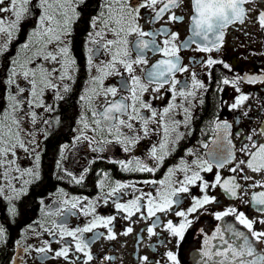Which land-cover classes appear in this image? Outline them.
<instances>
[{"label":"flooded vegetation","instance_id":"1","mask_svg":"<svg viewBox=\"0 0 264 264\" xmlns=\"http://www.w3.org/2000/svg\"><path fill=\"white\" fill-rule=\"evenodd\" d=\"M132 2L138 4L140 0H132ZM105 3L106 0H84L83 3L75 5L79 15L71 24V34L65 37L70 42L71 55L76 61L71 73L72 79L63 82L58 78L54 79L59 85V95L62 98H57L56 89L45 91L43 102L50 106L51 110L46 107L35 108L37 113L35 124L30 117L22 120L24 130L22 134L25 141L32 139L27 135L32 133L35 142L27 145L29 148L27 153L17 149L15 158L11 155L7 157L9 161L15 159V165L0 167V189L3 190L0 194V228L3 229V236L0 237V264H173L167 255L169 252L176 256L178 264H216L220 257L213 256L208 260L203 256V252L206 249L205 239H210L218 228L223 232L225 226L231 224L250 236L234 215L217 220V213L235 208L238 212H243L249 220L257 221L254 230L264 231V223H260L264 220V215L257 211L256 206L251 202L252 194L264 191V188L249 187L255 181L264 179V173L252 172L244 165L240 166L244 169L242 173L229 171L239 160L248 158L239 151L242 143H249L245 139L246 136L252 135L254 141L264 143V135L254 134V130L255 133H259L264 129V83H248L246 80H241L238 83L239 92L231 83L228 85L222 83L225 78L232 81L246 75H264V31H261L259 23L256 22L257 13L260 9H264V3L261 0H254L246 4V9L253 10L248 12L249 19L244 24L234 23L225 28L219 50L209 45L210 51L199 50L198 44L202 43L199 40L196 43H187L185 46L192 35L190 0H183L179 7L166 12L155 23L151 22L154 16L152 9L141 10L139 23L144 31L166 28L169 33L178 34L174 44L179 48V64L187 71L175 73V79L181 81L176 87L177 93L180 90H190L182 89V85L185 82L189 86L192 84L193 73L196 74V79L204 84L203 89H196L195 97L189 96L185 99L177 95L174 101L172 92L169 91L170 84H164L158 93L152 90L157 85L152 84L143 94V99L158 112H162L170 103H175L176 107L166 119L170 128L172 121L180 122L176 131L181 134V138L175 141L176 134H172L175 143L170 145V153L159 166L148 158L151 146L158 145L162 139V128L157 124L149 126L154 131L136 144L130 152H125L122 145L116 143L107 133L103 138L112 140V143L100 144L103 151H93L96 144L90 145L88 140L83 139V136H95L97 141L102 139L91 130L95 127L92 124L91 112L87 103L80 98L91 88L97 87L92 83V78L98 75L97 67L103 66V63L110 59L106 50L90 43V35L102 27L97 23L94 28L92 20L104 12ZM35 4L37 7L36 1ZM161 6L158 3L156 8L159 9ZM173 12L177 16H182L183 20H170L169 17ZM35 17L36 20L39 18V12ZM32 30L33 28H30L29 33ZM114 38L111 33H107L106 39ZM136 39L135 35L129 37V49L133 59L136 58L137 53L132 50V42ZM165 39L171 40V36H156L160 47L164 46ZM24 40L21 41L20 46H23L28 38ZM89 47L93 48L95 53L91 66L88 64ZM145 57L148 63L134 65L132 73L140 76L142 80L145 72L151 70L153 64L164 58L162 53H154L150 50L146 51ZM209 58L223 63L209 67L207 64ZM225 63L229 68L223 66ZM0 66L3 68L0 72V114H2L8 108L7 79L10 65L8 58H4L1 54ZM117 67L120 75L108 76L104 80L105 88L118 86L123 79H129L130 74L123 67L119 65ZM143 82L147 83L146 80ZM17 84L27 88V83L22 77H19ZM65 84L69 87L67 92L63 90ZM15 91L16 89L13 92ZM242 94L249 98L239 107L232 108L231 105ZM24 95L27 97L29 93L26 91ZM121 95L128 93L118 91L116 97L109 96L107 99H119ZM105 103L103 96L93 100V105L99 110H102ZM184 109H188L187 113ZM28 112L29 109L25 106V113ZM144 113L150 115L147 110H144ZM82 116L87 119L90 128H84L81 122ZM225 121L231 125L227 137L231 140L235 156L231 163L223 168H218L213 163L212 171H201L200 175L203 179L194 185H189L188 192L178 193L177 197H173L179 202L174 203L168 211L156 212L154 216L148 215L146 198L141 201L143 206L140 211L132 209L131 217L127 211L116 207L117 203L129 204L149 192L155 196L160 187L158 182L166 178L169 169H176L171 179L174 187H180L179 182L183 180L185 173L179 169L185 164L195 169L194 161L205 159L211 161L212 157L209 153L217 150L218 145L220 150L227 151V142L218 139L224 133L222 131L218 133L216 129L217 123ZM124 131L128 130L124 129ZM37 155H39L38 162L35 159ZM133 157L144 159L150 167H157V170L149 173L122 169L119 162H127ZM16 167H19L20 171H16ZM27 169L38 172V178L25 174ZM217 173L221 177V182L231 176L237 177V182L243 187L237 189L235 197L215 183ZM244 175L252 179L245 181L242 178ZM77 180L79 183L76 182ZM145 181L156 183H145ZM205 182L209 186L202 191ZM117 183L127 184L129 187L120 189L115 195H108ZM204 195L214 197L215 200L188 215L187 219L191 224L184 231L182 239L173 235L167 228L168 222L171 221L174 226H178L184 221V217L175 213L186 212L192 206L194 199H202ZM74 197L78 198L80 203L76 208L70 209V205H65L63 202ZM93 207L94 213L84 214V210L90 211ZM60 209H70V211L65 210L63 215H58ZM95 216L114 219L108 227L101 225L83 234V239L89 245L86 251L93 257L87 260L84 252L75 250L76 241L67 235L62 237L53 222L63 223L68 230H73L84 227ZM150 227L153 230L151 235L147 230ZM109 228L115 239L107 238ZM129 228L131 232H127ZM224 238L230 242L233 239L227 232H224ZM65 247L69 249L67 257L57 256L56 253ZM211 247L213 251L218 247L222 249L219 237L211 240ZM41 248L46 251L39 252L38 249Z\"/></svg>","mask_w":264,"mask_h":264},{"label":"snow or ice","instance_id":"2","mask_svg":"<svg viewBox=\"0 0 264 264\" xmlns=\"http://www.w3.org/2000/svg\"><path fill=\"white\" fill-rule=\"evenodd\" d=\"M83 2L84 0H39L40 7L43 9V13L39 17V26L31 32L28 41L21 49L22 51L30 52V55H26L23 60L18 57L12 61L11 72L7 79L9 86L7 96L8 108L0 114V167L15 165V159L9 161L7 157L11 155L15 158L17 149H22L27 153L29 151L27 145L35 142L32 133H27L32 139L27 142L25 141L22 134L24 130L20 117L29 115L32 123L35 124L37 116L35 108L46 107L49 111L51 110V107L45 105L43 102L46 90L56 89L57 98H62L59 95V85L54 83V79L58 78L61 82L72 79L71 73L75 68L76 61L71 55L70 42L65 37L71 34V24L79 15L75 5ZM252 2L254 0H190L192 9L190 31L192 35L185 46H187V43H196L199 40L202 42L198 44L199 50L210 51L211 48L219 50L223 41L224 29L234 23L244 24L249 19L248 12L253 11L246 9L245 5ZM261 2L264 3V0H261ZM30 3L31 0H8V6L5 7V0H0V13L9 12L13 17L8 21L0 17V33H6L11 37L18 30L20 22L29 12L28 5ZM158 3L162 5L159 9L156 8ZM182 3L183 0H140L138 4H134L132 0H106L104 12L92 20L94 28L97 23H100L102 27L90 35V43L98 45L99 49L106 50V53L110 55V59L103 63V66L97 67L98 75L92 78L93 85L97 87L91 88L88 93L80 98L87 103L91 112L92 124L95 125L91 130L102 137L100 141H97L95 136H83V139L88 140L90 145L96 144L93 151H103L100 144L112 143V140L103 138L104 134L107 133L113 137L116 143L122 145L125 152H130L136 144L142 139L147 138L154 131L149 126L157 124L162 128V139L158 145L154 144L151 146L148 158L155 161L156 165L159 166L170 153V145L181 138V134L176 131L180 122L172 121V127L170 128L166 119L168 114L176 107L175 103H170L167 107L163 108L162 112H158L153 109L149 102L143 99V94L148 91L149 86L152 84L157 85L152 89L157 93L164 84H170L169 91L172 92L174 101L177 95L185 99L189 96L195 97L196 89H203L204 84L197 80L196 74L193 73L192 84L189 86L185 82L182 85V89L190 90H180L177 93L176 87L178 84H181V81L175 79V73L187 71L186 68L181 67L179 64V48L174 44L178 34L169 33L166 28L144 31L139 20L142 9H152L154 16L151 18V22L155 23L166 12L179 7ZM169 19L172 21H182L183 17L177 16L173 12ZM256 22L259 23L261 31H264V9L258 11ZM107 33H111L115 38L106 39ZM134 35L137 37L132 42V50L137 53L135 59L132 58L129 49V37ZM157 35H170L171 40L165 39L163 41L164 46L160 47L156 41ZM145 37H150L151 39H144ZM209 45H211V48ZM6 50L7 43L3 47H0V53ZM149 50L154 53H162L164 58L153 64L151 70L145 72L142 80L140 76L132 75V73L134 72V65H146L148 63L145 53ZM88 53V64L91 66L93 55L95 54L94 49L89 47ZM216 63H223V61H216L211 58L207 61L209 67ZM47 65L52 66L49 67ZM118 65L130 74V82L129 79H123L118 86H108L105 88L103 84L108 76L114 74L120 75ZM223 66L229 68V65L226 63ZM17 77H22L26 81L27 88L21 87L16 83ZM145 80L147 83L143 82ZM241 80H246L248 83H264V75H246L243 78L237 77L232 81L225 78L222 83L224 85L231 83L239 92L238 83ZM12 86H15V92L10 90ZM63 90L64 92L69 91L67 84L64 85ZM26 91L29 93L27 97L24 95ZM118 91L122 93L127 92L128 95H121L119 99H107L109 96L116 97ZM99 96H103L106 101L102 110L93 105L94 98ZM248 98L247 95H239L231 107L234 109L239 107ZM25 106L29 109L28 113H25ZM144 110H147L150 115H146ZM184 111L187 113L188 109H184ZM18 113L20 114L19 116L17 115ZM81 122L85 129L90 128L85 117H81ZM230 127L231 125L227 121L216 124L218 133L221 131L224 133L218 139L227 142V151L220 150L218 145L217 150L209 153L212 157L211 161L205 159L193 162L195 169L198 170L185 164L183 168L179 169L185 173L183 180L179 182L180 187H174L171 179L176 169H169L166 178L158 182L160 187L157 189L155 196L149 192L142 194L129 204L117 203L116 207L127 211L129 217H131L133 215L132 209L140 211L143 206L141 201L146 198L148 215L154 216L156 212L168 211L174 203L179 202L178 199L174 200L173 197H177L178 193L188 192L189 185H194L197 181L203 179L200 175L201 171H212L213 163L216 167L223 168L235 159L233 145L231 140L227 138ZM124 129L128 131L125 132ZM173 133L176 134L175 141L172 139ZM254 134L264 135V129H261L259 133H255L254 130ZM245 139L249 143H242L239 151L248 158L246 160H239L236 166L230 168L229 171L242 173L244 169L240 166L244 165L252 172L264 173V143L254 141L252 135L246 136ZM214 143H217V141H214ZM35 159L38 162L39 155ZM119 163L122 169L126 171L153 173L157 170V167H150L144 159L137 157H133L127 162L120 161ZM15 170L20 171L19 167H16ZM189 172L191 173L190 175L188 174ZM25 174L35 176L36 178L39 176L38 172H34L32 169L25 170ZM242 178L245 181L252 179V177L247 175H244ZM80 179H83V177H80ZM76 182L79 183V180ZM145 183L155 184L156 182L145 181ZM215 183L223 187L225 192L233 197L237 195V189L243 187L237 182L236 176H231L221 182V177L218 173ZM208 186L206 182L203 183L201 190L207 189ZM126 187H129V185L117 183L108 195H115L120 189ZM249 187L264 188V179L255 181ZM2 191L0 189V194H2ZM214 200V197H209L208 195H204L202 199H194L192 206L186 212L178 211L175 213L177 216L184 217V221L178 226H174L169 221L167 228L173 235L182 239L184 231L191 224V221L187 219L188 215L196 212L204 204L211 203ZM251 202L256 206V210L264 215V191L254 192ZM63 203L70 205V209H74L78 206L80 200L74 197L72 200H65ZM70 209H60L57 214L63 215L65 210L70 211ZM94 212V207L90 211L84 210L85 215H90ZM229 215H234L238 223L247 229L250 236L243 231L237 230L231 224L226 225L223 232L218 228L210 239H205L206 249L203 252V256L207 257L208 260H211L213 256L220 257L221 259L216 264H264V231L254 230V225L257 221L249 220L243 212H238L235 208H229L224 212L217 213L216 219L220 220ZM113 219V217L103 218L95 216L84 227H77L73 230H68L63 223L56 224L54 221L53 224L60 230L62 237L67 235L76 241L75 250L77 252H84L87 260H91L93 257L90 252L86 251L89 245L83 239V234L91 232L94 228L101 225L108 227ZM260 223H264V220H261ZM147 230L151 235L152 228L150 227ZM127 232H131V228ZM127 232L124 234L126 235ZM224 232L231 235L233 238L231 242L224 238ZM2 236L3 229L0 228V237ZM217 237H219L220 244L223 247L222 249L218 247L217 250L213 251L211 240ZM107 238L110 240L115 239L111 228L108 229ZM68 250L65 247L57 252L56 255L67 257ZM38 251L45 252L46 249L41 248ZM167 255L169 260L173 261V264H178L176 256L172 252H169Z\"/></svg>","mask_w":264,"mask_h":264},{"label":"rangeland","instance_id":"3","mask_svg":"<svg viewBox=\"0 0 264 264\" xmlns=\"http://www.w3.org/2000/svg\"><path fill=\"white\" fill-rule=\"evenodd\" d=\"M33 1H34V0H31V3H32ZM36 2H37L36 12H40V13H39V17H40V16L42 15V13H43V9L40 7L39 0H36ZM31 3H30V4H31ZM33 4H34V3H33ZM4 6H5V7L8 6V0H5V5H4ZM28 6H29V5H28ZM0 17H3L6 21L11 20V19L13 18L12 15H11V13H9V12L0 13ZM38 26H39V18L36 20L35 27H34L33 30H35ZM33 30H32V31H33ZM32 31H31V32H32ZM31 32L28 33V38H29ZM17 33H18V30L15 31L11 37H9L6 33H0V47H3L6 43L8 44V42L12 39V37H13L14 35H16ZM17 36H18V35H16L15 37H17ZM18 39H20V38H18ZM18 39H17L16 41H17V43H18V46H20V42H18ZM21 49H22V46L18 47L16 53H15L14 55H12V58H11L10 63H9V65H10V66H9V73L11 72L12 61H13L14 59H17V58L19 57L21 60H23V58H24L26 55H30V52L22 51ZM47 66L51 67L52 65H47ZM18 80H19V77L16 78V83H17ZM58 80H59V79H58ZM54 83H55V81H54ZM7 89H8V92H9V86H8V84H7ZM10 90H11V91H14V90H15V86H12ZM17 115H18V114H17ZM18 116H19V115H18ZM23 117H24V118H21V117H20L21 120H24L26 117H30V116H29V115H26V116H23Z\"/></svg>","mask_w":264,"mask_h":264},{"label":"trees","instance_id":"4","mask_svg":"<svg viewBox=\"0 0 264 264\" xmlns=\"http://www.w3.org/2000/svg\"><path fill=\"white\" fill-rule=\"evenodd\" d=\"M28 8H29V12L26 14L25 18L19 24L20 29H19L17 39L18 38H20V39H18V42H21L27 38L28 31L35 24L36 8H35L34 4L29 6ZM17 46H18L17 42H10V43H8L7 50L4 51L3 57L6 59L8 58L9 63H10V60L12 58V55H14L16 50H17ZM2 70H3V68L0 66V72H2ZM1 85H2V82H1Z\"/></svg>","mask_w":264,"mask_h":264}]
</instances>
